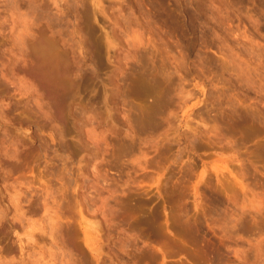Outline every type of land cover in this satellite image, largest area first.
I'll use <instances>...</instances> for the list:
<instances>
[{"label": "rangeland", "instance_id": "obj_1", "mask_svg": "<svg viewBox=\"0 0 264 264\" xmlns=\"http://www.w3.org/2000/svg\"><path fill=\"white\" fill-rule=\"evenodd\" d=\"M0 264H264V0H0Z\"/></svg>", "mask_w": 264, "mask_h": 264}, {"label": "bare ground", "instance_id": "obj_2", "mask_svg": "<svg viewBox=\"0 0 264 264\" xmlns=\"http://www.w3.org/2000/svg\"><path fill=\"white\" fill-rule=\"evenodd\" d=\"M50 86H51L50 89L52 90V92H54L56 94H58L60 92V89L58 87L52 86V85H50Z\"/></svg>", "mask_w": 264, "mask_h": 264}]
</instances>
